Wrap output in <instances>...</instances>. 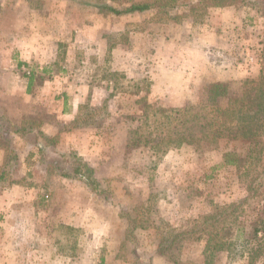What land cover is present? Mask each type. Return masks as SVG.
<instances>
[{"label": "rangeland", "instance_id": "374dc122", "mask_svg": "<svg viewBox=\"0 0 264 264\" xmlns=\"http://www.w3.org/2000/svg\"><path fill=\"white\" fill-rule=\"evenodd\" d=\"M96 3L153 6L118 16ZM260 76L264 0H0V264H205L204 218L244 199L252 173L225 165L222 143L172 144L154 113ZM32 123L57 138L44 154L37 130L13 133ZM139 128L148 144L128 138ZM74 162L109 194L64 177Z\"/></svg>", "mask_w": 264, "mask_h": 264}, {"label": "trees", "instance_id": "16d2710c", "mask_svg": "<svg viewBox=\"0 0 264 264\" xmlns=\"http://www.w3.org/2000/svg\"><path fill=\"white\" fill-rule=\"evenodd\" d=\"M226 1L213 0L221 6ZM93 6L122 16L146 12L153 5L135 4L124 10H118L106 3H96ZM33 76L29 77L30 83ZM205 92L208 96L207 104L190 105L178 110L157 109L154 116L161 114L169 121L170 134L166 136H170L172 144L217 149L222 143L226 148L224 164L242 168L246 174L252 173L244 199L220 209L216 215L204 218V231L201 230L203 233L199 237H207L205 264H213L216 255L224 252L230 255L236 253L246 259L247 264H258L260 261L264 264V169L257 170L264 154V77L260 76L258 81L246 79L239 82L212 83L206 87ZM33 130H37V136L45 142H36L40 153L44 154L47 146L57 143V138L46 135L33 123L14 129L13 133L23 138ZM139 130L140 128L129 133L128 138L136 140L138 145L148 144V141L140 139ZM1 135L5 137L7 133ZM239 147L242 152L238 150ZM58 156L62 159L69 157L67 154ZM62 175L82 181L98 196L109 194L101 185L95 169L86 162H74L70 172L64 171ZM229 217L232 222L225 228V220ZM219 219L222 227H216L217 230L214 231L209 230L208 228L213 227ZM129 220L131 224L126 239L135 237L133 220ZM173 237L168 240L171 244L175 242L177 235ZM162 247L163 245H160L159 249ZM140 257L136 255L135 260L141 261Z\"/></svg>", "mask_w": 264, "mask_h": 264}]
</instances>
